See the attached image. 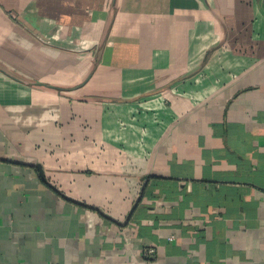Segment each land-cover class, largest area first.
Wrapping results in <instances>:
<instances>
[{
	"label": "crops",
	"instance_id": "obj_1",
	"mask_svg": "<svg viewBox=\"0 0 264 264\" xmlns=\"http://www.w3.org/2000/svg\"><path fill=\"white\" fill-rule=\"evenodd\" d=\"M0 264H264V0H0Z\"/></svg>",
	"mask_w": 264,
	"mask_h": 264
},
{
	"label": "built area",
	"instance_id": "obj_2",
	"mask_svg": "<svg viewBox=\"0 0 264 264\" xmlns=\"http://www.w3.org/2000/svg\"><path fill=\"white\" fill-rule=\"evenodd\" d=\"M154 249H152V248H147V249H145V251H144V256H145V258L146 259H151V258H153L154 257Z\"/></svg>",
	"mask_w": 264,
	"mask_h": 264
},
{
	"label": "water",
	"instance_id": "obj_3",
	"mask_svg": "<svg viewBox=\"0 0 264 264\" xmlns=\"http://www.w3.org/2000/svg\"><path fill=\"white\" fill-rule=\"evenodd\" d=\"M38 167V170H39V172H40V174H41V169H40V167L39 166H37Z\"/></svg>",
	"mask_w": 264,
	"mask_h": 264
}]
</instances>
